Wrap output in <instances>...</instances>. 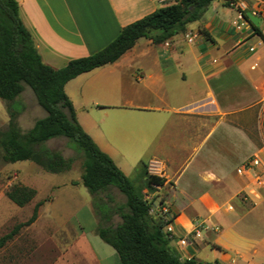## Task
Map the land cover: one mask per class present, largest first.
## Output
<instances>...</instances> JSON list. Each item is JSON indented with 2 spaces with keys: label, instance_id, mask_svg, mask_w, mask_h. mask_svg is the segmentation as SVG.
<instances>
[{
  "label": "crops",
  "instance_id": "obj_1",
  "mask_svg": "<svg viewBox=\"0 0 264 264\" xmlns=\"http://www.w3.org/2000/svg\"><path fill=\"white\" fill-rule=\"evenodd\" d=\"M171 1L17 0L42 60L55 68L101 49L124 25ZM242 1L239 12L211 0L168 40L140 37L114 62L64 85L78 122L125 175L142 160L164 178L150 195L172 216L170 248L200 260L207 244L218 264H264V42L254 30L264 33V0ZM88 108L103 109V118ZM7 120L4 109L0 126ZM252 157L258 163L238 173ZM194 221L204 224L198 237ZM179 236L187 243L178 244Z\"/></svg>",
  "mask_w": 264,
  "mask_h": 264
},
{
  "label": "trees",
  "instance_id": "obj_2",
  "mask_svg": "<svg viewBox=\"0 0 264 264\" xmlns=\"http://www.w3.org/2000/svg\"><path fill=\"white\" fill-rule=\"evenodd\" d=\"M210 1L172 0L158 6L124 25L101 49L74 57L55 68L42 60L30 31L21 19L17 0H0V98L5 103L8 115L5 127L0 129V158L4 162L30 160L42 170L62 172L70 169L73 157H64L43 143L50 137H65L76 155L81 157L80 181L94 197L92 209L98 218L94 234L114 249L120 264L218 262L180 257L170 248V238L164 225L172 221V216L168 211L162 213L155 208L154 200L146 197L144 191H150L152 184L161 186L164 178L149 173L147 163L141 160L137 168L141 169L145 183L143 186L135 185L78 122L64 85L83 71L114 62L140 37L148 38L153 43L168 40L175 33L183 31L188 22L198 20ZM224 1L229 4V0ZM254 30L264 42L262 30L257 26ZM24 85L30 87L37 104L45 111L25 131L17 121L21 105L15 100ZM112 188L124 196V202L114 201ZM35 193L33 187L20 183H13L4 191L5 196L18 206L28 203ZM43 202L44 199L35 202L27 219L15 223L0 235V248L23 226L35 221ZM153 207L159 213L153 214ZM115 214L119 220L113 222Z\"/></svg>",
  "mask_w": 264,
  "mask_h": 264
},
{
  "label": "rangeland",
  "instance_id": "obj_3",
  "mask_svg": "<svg viewBox=\"0 0 264 264\" xmlns=\"http://www.w3.org/2000/svg\"><path fill=\"white\" fill-rule=\"evenodd\" d=\"M15 100L21 105L17 121L23 131L28 129L36 118L45 114L27 85H24ZM4 109L5 103L0 98V113ZM258 110V130L264 136V104ZM88 111L97 121L100 117L103 118V109L88 108ZM4 127L5 125H1L0 129ZM100 128L103 132V120ZM43 144L59 151L64 157H73L70 169L51 173L42 170L30 160L4 162L0 158V235L15 223L27 219L33 204L44 199L38 208L35 221L23 226L0 248V264H120L114 249L94 234L98 218L92 209L94 197L80 181L81 157L76 155L63 136L50 137ZM138 164L139 161L128 173V177L135 185L143 186L145 179L141 169L137 168ZM13 183L33 187L36 193L23 206L15 205L4 194ZM144 191L145 195L159 206L158 198L151 196L150 191ZM111 192L115 202H124V196L116 188H112ZM151 212L159 213L154 207ZM118 220L119 217L113 215L112 221ZM244 224L243 216L237 229H244ZM178 255L183 257L180 251ZM197 258L201 261L212 260L211 247L205 244Z\"/></svg>",
  "mask_w": 264,
  "mask_h": 264
},
{
  "label": "built area",
  "instance_id": "obj_4",
  "mask_svg": "<svg viewBox=\"0 0 264 264\" xmlns=\"http://www.w3.org/2000/svg\"><path fill=\"white\" fill-rule=\"evenodd\" d=\"M229 4L231 6H234V7H237L239 12H241L242 9L245 8V4L242 0H237V1H234V0H229ZM258 158L257 157H252V158H249L248 160H246L245 162H243L241 164V166H239L237 168V172L242 174L245 170H249L251 169L254 165H256L258 163ZM146 197H148V195H145ZM159 206H161L160 211L162 213L166 212V210L164 209V207L159 204ZM157 205L154 204V207H159ZM204 228V224L203 222H199V221H194L193 222V229H192V234L193 236L195 237H198L200 236V232L201 230ZM164 230L165 232L167 233V236L168 238L171 239H174L176 236L175 234V231H174V227H173V224H172V221H167L164 225ZM188 239L185 237V236H179L178 237V244H185L187 243Z\"/></svg>",
  "mask_w": 264,
  "mask_h": 264
},
{
  "label": "water",
  "instance_id": "obj_5",
  "mask_svg": "<svg viewBox=\"0 0 264 264\" xmlns=\"http://www.w3.org/2000/svg\"><path fill=\"white\" fill-rule=\"evenodd\" d=\"M247 16L249 17V19H250L251 21H253L254 23H257V20L255 19V17H254L253 15H251L250 12H247Z\"/></svg>",
  "mask_w": 264,
  "mask_h": 264
}]
</instances>
